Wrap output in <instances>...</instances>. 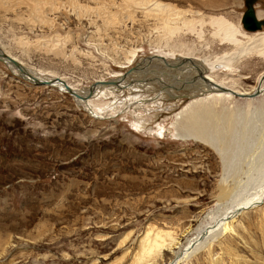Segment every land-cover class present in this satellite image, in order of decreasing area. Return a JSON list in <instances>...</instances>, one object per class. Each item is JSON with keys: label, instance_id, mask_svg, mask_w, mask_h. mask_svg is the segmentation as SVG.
I'll return each instance as SVG.
<instances>
[{"label": "rangeland", "instance_id": "374dc122", "mask_svg": "<svg viewBox=\"0 0 264 264\" xmlns=\"http://www.w3.org/2000/svg\"><path fill=\"white\" fill-rule=\"evenodd\" d=\"M254 7L264 13V0ZM245 9V0H0V47L84 92L148 55L213 61L234 51L208 18L244 39ZM243 53L213 78L256 87L264 60ZM152 68L161 73L130 75L145 83L102 90L87 111L0 62V264H168L205 215L263 191L264 95L181 98L195 70ZM176 121L202 141L175 135ZM241 213L178 264H264V203Z\"/></svg>", "mask_w": 264, "mask_h": 264}, {"label": "bare ground", "instance_id": "6f19581e", "mask_svg": "<svg viewBox=\"0 0 264 264\" xmlns=\"http://www.w3.org/2000/svg\"><path fill=\"white\" fill-rule=\"evenodd\" d=\"M255 12H256L257 19L261 20L264 13L261 11H257V10ZM191 24H192V22H190V25ZM208 24H210L216 28V34L218 35V37H221V33H222V35H223V37H221V39H223L222 43L229 44V45L233 46L234 51H232L230 53H225L224 55L220 56L219 58H216L213 61H210V60L207 61L203 58L201 59V58H196V57L187 56V55H179L178 58H175V59L167 58V57L162 56V55L159 56L156 54L148 55V56H146L140 60V61H142L141 63H138L134 67H131L125 73H116L112 79H107L105 81H97V82L91 83V85L84 92L76 90V88L74 86H72L66 80H64L62 78H55V77L51 78V77H45V76L43 77V76L34 74L33 72L30 71L31 69L28 70L27 68H25L23 66V63L19 62L14 57H12L9 53L4 51L2 47H0V48H1L3 53H5L8 57H10L14 61H16L18 63V65L21 66L23 72L28 73V75H30L31 78H36L37 80H40L43 82H49L50 81V83H51V85H42V86H51V87L56 88L58 91H62V92H66V93H68L67 90L70 89L73 93L77 94L79 97H75L73 95H70V96L77 102L78 105H81L87 111L92 109L90 102L97 95V93H99L102 90H105V89L122 90L124 88H128V87L132 86L135 82L145 83L144 80L143 81H135V80L131 81V79L129 78L130 75L136 74V73L140 74L139 72L142 70H144V72L149 71L150 67H151V70L153 72L155 71V72L161 73L160 71L153 69L152 68L153 65L154 66L158 65L159 67L161 66L166 71H170V70H172V67H175L173 69L181 70V71H187L188 73H190L189 76H191V74H193L191 71L194 72V70H195V72L193 74L194 76H191V78L189 77V79H190V82L188 83L189 86L186 88V90L189 88L188 91H190V93H192V94H188V93L180 94L181 98L182 97H187V98L192 97L191 99H197V98H202L204 95L210 94V96H208V98H211V99L220 98L222 100V99H226V98L227 99L228 98H233V99L239 98V99H244V101H245L246 99H252L254 97H257V95H259L258 97H261L262 95H264V80L262 79V77L264 76V73H263V75L260 76L258 83H257V86L251 90H248V91L236 89L235 87L228 85L224 81H217L213 78L214 76L212 74L213 72H217L219 67H222L224 65L227 67H230L231 63L234 62V59H236V57L240 56V54H242L243 51H249V54H251V52L254 51L256 56H258L259 58L264 60V31H262L264 26L260 30L250 32V34L245 36L244 39H241L238 37L240 28L237 26H234L230 22H227V21L221 20L220 18L214 17V18H208ZM241 25H242V23H241ZM247 32H249V31H247ZM245 53H247V52H245ZM245 56H247V55H245ZM144 60H146L145 64H143ZM0 61H2V60H0ZM2 63L6 64V66H8L12 70L16 71L17 76H20V73H19L21 71L20 68H16L14 65H11L7 60H3ZM153 72H151V73H153ZM187 72H185L186 75H187ZM26 76L27 75H25V77ZM169 76H173V75H169ZM153 78L149 77V79H153ZM126 82L128 83L127 85L124 84ZM170 87L172 88V86H168V88H170ZM179 87L181 88V91L185 90L182 86H179ZM258 88H259V93L255 94V91ZM90 89H93L92 93H90ZM173 89H175V87ZM105 91H107V90H105ZM115 92H117V91H115ZM118 93H120V92L118 91ZM211 94H213V95H211ZM229 96H231V97H229ZM173 98L177 99L179 97H177V94H176V96H174ZM181 98H179V99H181ZM197 101H200V100H197ZM197 101L193 100V101H191V104L195 105V107H198ZM200 107H202V106H200ZM93 113H94V111H93ZM94 116L96 117L95 114H94ZM192 118L194 119V117H192ZM196 124H198V123H196ZM188 125H186V124L181 125L179 122L176 121V123H174V129L176 130L175 135L178 136V134H179V136H181L182 134H185V135H188L191 137H198V138H200L199 140H201L202 137H200V133H202V131L199 129L189 127ZM175 130H174V132H175ZM205 141L206 140H204L203 142H205ZM209 145L213 146L211 142L209 143ZM226 187H224V185H223V187L220 188L221 193H220L219 198H222V200L225 196L228 195V189ZM229 191H231V190H229ZM261 191L262 192L259 191L260 192L259 195H257V194H254L253 196L251 195L249 199L247 197H244V196L243 197L240 196L241 199L240 198L237 199L234 197L235 199H233L232 202H230L231 203L230 207L226 208V207H224L226 205H224V206L222 205L224 208H226L224 211L220 212V209L218 210V208H219L218 207L217 208L218 212L215 211V212H211V213H208L207 215H205V217L201 220V223L199 222V225L195 228V230H194L195 232L192 231L194 233V235H192L193 234L192 233L191 234L192 236L187 238V240L184 244L175 247L176 250L174 251L173 260H171V262L168 264H178L180 262H183V261L189 259L191 256L195 255V253L197 251L199 252V250L201 251L203 249H206V250L210 249L211 246L214 244V242L217 241L218 239H220L219 237L226 235L228 232H230L231 227H232V223L238 214L240 215L241 212H242L241 214H243V212L245 210L256 207V206L264 203V188L261 189ZM224 200H225V198H224ZM227 203H229V202H227ZM208 218L210 219L209 222H207ZM205 219H207V220H205ZM152 241L153 240H151V243H152ZM151 243H150V246L142 244L143 250L151 247ZM175 244L177 245L176 241L174 242L172 240L169 244H167V248L171 249L173 246H175ZM160 251L161 250L159 249V252ZM244 262H247V261H244ZM215 264H217V262H215Z\"/></svg>", "mask_w": 264, "mask_h": 264}, {"label": "water", "instance_id": "95a60500", "mask_svg": "<svg viewBox=\"0 0 264 264\" xmlns=\"http://www.w3.org/2000/svg\"><path fill=\"white\" fill-rule=\"evenodd\" d=\"M254 5H255V0H245L246 9L243 12L242 17H241V23H242L243 29L249 32L260 30L264 26V19L259 20L256 17ZM0 60L2 61L7 60L11 65H14L16 68H20L21 69V71L19 72L20 77L26 81H29L35 85H51L50 81L43 82V81L37 80L36 78H31L30 75H28V73L23 72L21 66L18 65L16 61L8 57L5 53L2 52L1 49H0ZM25 75L27 76L25 77ZM262 79L264 80V76L262 77ZM67 91L70 95L79 97L77 94L73 93L70 89ZM92 92H93V89H90V93ZM258 93H259V88L255 91V94H258Z\"/></svg>", "mask_w": 264, "mask_h": 264}]
</instances>
